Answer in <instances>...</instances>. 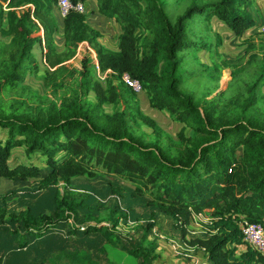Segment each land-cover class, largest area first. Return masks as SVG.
Listing matches in <instances>:
<instances>
[{"label":"trees","instance_id":"trees-1","mask_svg":"<svg viewBox=\"0 0 264 264\" xmlns=\"http://www.w3.org/2000/svg\"><path fill=\"white\" fill-rule=\"evenodd\" d=\"M89 1H95L103 15L120 24L118 50L102 45L100 33L86 22V13L76 11L63 18L64 45L58 50L57 0H0V24L6 23L0 34L10 37L9 43L0 42L1 178L25 182L37 177L40 187L47 189L100 172L119 179L124 188L133 187L137 195L148 194V205L171 217L183 238L195 216L209 217L207 231L187 241L203 251L205 264H264V256L244 243L242 229L244 222L264 225V31H255L247 38L245 59L235 64L219 51L222 37L212 25L216 17L237 36H243L257 24L251 12L253 1L70 0L73 4ZM196 16L201 18L200 28ZM41 30L43 37L34 36ZM204 34H213L214 40H191L202 39ZM43 41L48 67L37 77L50 96L37 93L26 82L40 71L33 48ZM84 41L96 51L102 72L112 70L121 82L124 74L138 80L153 108L186 125L178 134V144L160 145L159 138L166 132L129 106V95L121 85L111 78L105 86L86 78L90 68L87 59L81 72L84 77L77 79L78 71L65 63L76 56ZM186 45L208 51L212 61V65L200 63L204 66L199 70L204 78L201 97L195 91L181 90L184 79L179 74L178 53ZM228 68L232 79L227 90L210 98L218 88L221 72ZM193 76H197L196 71ZM209 79H215L216 84L211 86ZM88 92L94 93L95 102L87 98ZM105 105H112L113 112H106ZM137 119L153 128L156 140L147 141L134 131L133 125L142 126ZM186 127L193 130L191 136L186 135ZM16 148L23 149L30 159L46 157V165H11ZM55 195L56 214L50 216L29 209L8 212L2 203L9 194L0 193V229L8 240L6 252L38 248L41 243L50 248L63 237L58 229L68 226L67 220L81 208H89L98 211L90 213V221L95 223L83 229L72 225L67 229L69 234L96 246L93 234L140 259L141 264H153L157 245L147 239L153 223L144 227L142 242L134 245L118 234L129 209L115 205L106 213L107 209L92 207L90 194L73 187L63 193L56 189ZM104 221L108 223L102 225ZM241 244L245 250H240ZM99 250L106 253L104 247Z\"/></svg>","mask_w":264,"mask_h":264},{"label":"rangeland","instance_id":"rangeland-1","mask_svg":"<svg viewBox=\"0 0 264 264\" xmlns=\"http://www.w3.org/2000/svg\"><path fill=\"white\" fill-rule=\"evenodd\" d=\"M261 4L264 7V2H261ZM167 6L169 13H171L172 11L168 2ZM28 7L29 6L19 9L20 13L21 11H25ZM181 9L178 10L181 11ZM195 18L196 25L200 28L202 24L201 18L197 16ZM260 21L263 22L262 30L253 28L246 31L243 36L239 37L230 31L226 24H222L220 21L212 19V25L215 26L214 32L219 33L222 37V44L219 46V51L222 53L223 57L235 64L244 60L247 38L252 36L255 31H264V17ZM196 25L194 27H196ZM5 26V22L0 24V29L3 27L5 28ZM40 34H42V32H38L34 34V36ZM206 35L207 34H204V39L192 37L191 40L194 42L214 40L213 34ZM188 41H190V39H188ZM0 42L9 43L10 37H3L0 34ZM178 57L181 59L182 66L180 67V78L181 80H185H183V83L181 84V90L186 92L195 91L197 97H201V82H203L204 78L199 74V70L204 67L201 64L212 65L209 52L206 50L198 51L197 49L195 50L194 46L189 47L186 45L184 50L178 53ZM184 69L185 72L182 74ZM195 71L197 72V76L190 77L191 73H194ZM32 77L33 75L29 78L27 77L26 82L31 84L37 93L50 96V91L41 85L40 81H38L39 78L37 77L38 80H34ZM231 79V69L228 68L223 70L217 83L218 88L213 92L210 98L226 91ZM209 82L210 85L213 86L217 81H215V79H209ZM87 98L89 99V95H87ZM160 113L164 116L160 123L166 132L159 138L160 145L166 147L173 142L178 144V134L186 125L176 120L166 111H160ZM140 123H142V121H140ZM133 128L139 135L143 134V137H145L147 141L157 139L153 128L148 125L145 127V130L134 125ZM185 133L187 136H191L193 130L190 127H186ZM19 150L23 151L21 148H19ZM20 155H22V153H20ZM22 156L24 157L23 162L25 163L35 162L39 166L46 165V157H42L41 155L33 156L31 159L28 158L25 153ZM18 157L19 155L16 156V158ZM120 182L119 179L108 178L107 175L100 172L95 176L85 175L83 177L75 178L70 185L61 182L60 184L47 189H42L40 187V181L37 177L31 178L25 182L9 181L8 186H4L3 191L0 190L1 194H9L7 202L2 203V208L6 209L8 212H19L29 209L34 214L55 216V190L57 189L59 192L63 193L65 188L73 187L79 192L90 194L92 207L100 206V210L107 209L106 213H108L110 211L109 209L115 205H119L123 209H129V217L121 222L118 227V234L123 240H127L134 245H138L142 242L145 232L144 227L153 223L154 226L147 236L148 240L156 242L157 245L155 251L157 257L153 264L204 263L205 256L203 251L189 245L187 241L199 237L207 231L211 220L209 217L200 215L195 216V221L193 220L192 223L187 226V234L185 238H183L181 236V231L177 229L175 221L171 217L165 215L158 208H153L148 205V202L151 200V197L148 194L142 196L137 195L131 185L128 184L131 188H124L120 185ZM119 189L121 192L118 191ZM91 212L93 211L89 208H81L75 217H70L67 220L69 225L64 229H58L57 231V233H62V239H56L51 243L50 248L48 247L47 249H45L46 245L41 243L38 248L29 247L23 250L6 252L5 248L8 240H4L5 232L3 229H0V256H3V263L0 262V264H73L72 261H75L76 264H141L140 259L130 255L120 247H115L100 241L98 236L92 234V240L96 246H88V244L78 241L77 236L67 232V229L72 225H77L78 228L83 229V227L90 223L94 224L95 221H90ZM93 214H98V211L95 210ZM107 223L108 221H104L102 222V225H106ZM133 225L134 227L132 228ZM135 225H138V227H135ZM94 240H99V242ZM244 243L246 244L247 241ZM101 247L106 248V253H102V251L99 250ZM239 248L240 250H245L246 247L241 244ZM87 250L89 251V256H87ZM238 253H240V251H238Z\"/></svg>","mask_w":264,"mask_h":264},{"label":"crops","instance_id":"crops-1","mask_svg":"<svg viewBox=\"0 0 264 264\" xmlns=\"http://www.w3.org/2000/svg\"><path fill=\"white\" fill-rule=\"evenodd\" d=\"M253 6L251 8V12L257 22L256 27L258 30H262V24L260 20L264 17V7L262 6L261 2H264V0H252ZM86 5V22L93 27L95 30H97L100 33V37L98 38V41L113 50H118V37L121 33V26L120 24L113 18H107L105 15H103L98 7L95 1H89ZM57 17L60 15V12L58 9L55 11ZM257 15V16H256ZM61 17V15H60ZM260 17V18H259ZM215 21H219L217 18H213ZM58 21L60 23V19L58 18ZM260 21V22H259ZM260 24V25H259ZM213 28L215 30V26L213 25ZM231 31V30H230ZM42 34H40L42 37L44 35L43 30H41ZM233 32V31H232ZM62 25L60 23V30L56 34V42H57V48L58 50L63 49L64 45V38L62 35ZM234 33V32H233ZM58 36V38H57ZM61 36V37H60ZM47 49L45 48L44 41L43 43L37 42L33 48V53L36 57V59L39 62L40 65V71L37 74L33 75L34 80H38L37 76H42L46 69L47 64L45 60V53ZM84 59H87L89 70L88 75L85 74V77L91 78L93 80L100 81L104 86L106 85V80L108 78H111L116 85H121L123 89L127 91V94L129 95V106L135 107L139 109L144 115L148 116L152 120H154L163 130L164 127L161 125L160 121L164 117L159 110L153 108L150 104V99L147 95V92L144 90H141L139 92L133 91L131 88H129L124 82H121V80L118 78L117 74L114 73L112 70H108L106 72H102L99 66V61L97 57L96 51L92 48L90 43L88 41L81 42L78 47V52L74 58L67 61L65 64L71 68H75L78 73L76 74V77L78 80L83 79V75H81V72L84 71L83 68V61ZM41 85L43 86L42 79H39ZM126 94V95H127ZM89 100L96 101L95 95L93 92H88ZM127 95V97H128ZM104 109L108 113L113 112V106L112 105H105ZM140 123V119H137ZM141 128L145 130V124L141 123ZM165 131V130H164ZM6 137V135H5ZM4 137V139H6ZM23 150V149H22ZM17 152V153H16ZM24 151H20L19 148H16L12 151V155L10 157V164L16 165L18 163H22L24 157ZM16 158V156H18ZM25 163V162H23ZM9 182L2 181L1 184V191H3L4 186H8ZM0 191V192H1ZM199 216V215H198ZM201 216V215H200ZM195 221V220H194ZM205 264V262L203 263Z\"/></svg>","mask_w":264,"mask_h":264},{"label":"built area","instance_id":"built-area-1","mask_svg":"<svg viewBox=\"0 0 264 264\" xmlns=\"http://www.w3.org/2000/svg\"><path fill=\"white\" fill-rule=\"evenodd\" d=\"M57 8L62 18H65L71 11L86 13V5L82 2L73 4L70 0H57ZM122 81L133 91L142 90L138 80L130 78L128 74L122 75ZM2 178L0 176V185ZM244 239L251 244L259 253L264 256V225L261 223H242Z\"/></svg>","mask_w":264,"mask_h":264},{"label":"water","instance_id":"water-1","mask_svg":"<svg viewBox=\"0 0 264 264\" xmlns=\"http://www.w3.org/2000/svg\"><path fill=\"white\" fill-rule=\"evenodd\" d=\"M58 18L60 19V23H61V25H63V23H64V19L62 18V17H60V15L58 16ZM223 24V23H222ZM6 181V182H9L10 180L8 179V178H4V179H2V181Z\"/></svg>","mask_w":264,"mask_h":264}]
</instances>
